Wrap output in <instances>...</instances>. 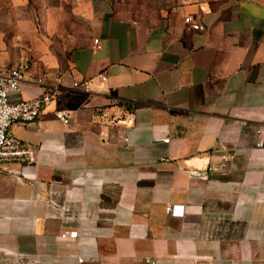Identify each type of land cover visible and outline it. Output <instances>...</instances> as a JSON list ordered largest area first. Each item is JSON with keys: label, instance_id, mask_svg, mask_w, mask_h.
<instances>
[{"label": "crops", "instance_id": "1", "mask_svg": "<svg viewBox=\"0 0 264 264\" xmlns=\"http://www.w3.org/2000/svg\"><path fill=\"white\" fill-rule=\"evenodd\" d=\"M17 64L0 264H264V0H0Z\"/></svg>", "mask_w": 264, "mask_h": 264}, {"label": "built area", "instance_id": "2", "mask_svg": "<svg viewBox=\"0 0 264 264\" xmlns=\"http://www.w3.org/2000/svg\"><path fill=\"white\" fill-rule=\"evenodd\" d=\"M190 22V18L185 19ZM193 29H201L199 25H193ZM93 48H98L100 42L96 39L92 42ZM28 70L27 64H17L13 68L8 69L6 72L0 74V159L6 155V150L10 149L13 145V139L9 136L8 130L12 124L15 123H30L36 120L42 110L52 101L55 95L56 87L48 89L44 94L27 102L11 103L9 101V94L19 91L20 82ZM100 81H105V74L98 75ZM71 90L89 93V81H73ZM54 116L63 123L68 122V116L63 112H55ZM261 121L264 124V112L261 114ZM165 139L163 142H167ZM260 144V143H259ZM191 175H197L195 171L190 172ZM179 206H172L166 208L167 213L177 214ZM82 262V259H79ZM149 262V260H146Z\"/></svg>", "mask_w": 264, "mask_h": 264}]
</instances>
